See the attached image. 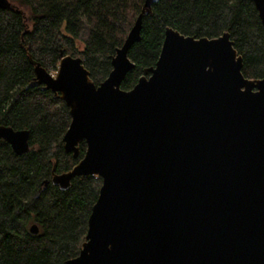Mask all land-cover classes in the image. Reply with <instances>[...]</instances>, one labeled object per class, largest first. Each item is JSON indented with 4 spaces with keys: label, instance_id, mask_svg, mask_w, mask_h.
Here are the masks:
<instances>
[{
    "label": "water",
    "instance_id": "obj_1",
    "mask_svg": "<svg viewBox=\"0 0 264 264\" xmlns=\"http://www.w3.org/2000/svg\"><path fill=\"white\" fill-rule=\"evenodd\" d=\"M157 1L145 0L98 85L81 57L63 54L53 74L29 55L26 89L51 90L69 107L65 152L78 158L86 142L69 171L54 166L52 183L102 178L79 254L65 264H264V78L245 77L229 32L167 27L156 64L122 89ZM252 1L264 26V0ZM0 139L16 154L31 149L27 129L0 124Z\"/></svg>",
    "mask_w": 264,
    "mask_h": 264
},
{
    "label": "trees",
    "instance_id": "obj_2",
    "mask_svg": "<svg viewBox=\"0 0 264 264\" xmlns=\"http://www.w3.org/2000/svg\"><path fill=\"white\" fill-rule=\"evenodd\" d=\"M0 7V124L30 132V151L16 154L0 139V264H65L79 254L102 178L77 176L62 190L52 171H69L74 158L63 136L72 117L51 90L26 89L35 76L29 55L49 72L60 60L81 57L98 85L112 70L145 0H10ZM214 38L229 32L243 56L247 78H264V26L252 0H158L143 18L141 40L129 51L135 63L121 88L132 89L159 59L165 31ZM87 34L84 42L82 34ZM32 224L39 233L30 231Z\"/></svg>",
    "mask_w": 264,
    "mask_h": 264
},
{
    "label": "rangeland",
    "instance_id": "obj_3",
    "mask_svg": "<svg viewBox=\"0 0 264 264\" xmlns=\"http://www.w3.org/2000/svg\"><path fill=\"white\" fill-rule=\"evenodd\" d=\"M86 39H87V34L86 33L82 34V36L80 37V41L84 42ZM53 74H56V72Z\"/></svg>",
    "mask_w": 264,
    "mask_h": 264
}]
</instances>
